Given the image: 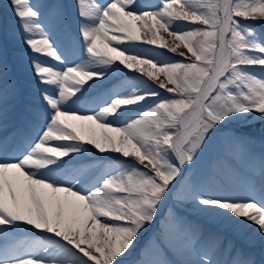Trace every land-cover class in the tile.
<instances>
[{"label":"snow or ice","instance_id":"snow-or-ice-1","mask_svg":"<svg viewBox=\"0 0 264 264\" xmlns=\"http://www.w3.org/2000/svg\"><path fill=\"white\" fill-rule=\"evenodd\" d=\"M8 4L35 79L23 117L32 135L0 136V264H126L138 236L166 207L153 245L157 258L138 264H264L180 215L190 203L264 256V133L258 141L231 127L264 124V31L252 23L264 25V0H160L147 7L139 0H76L75 30L61 0L47 12L35 0ZM49 14L66 44L53 39ZM137 22L153 34L145 43L157 45L159 37L160 47L184 59L157 61L137 51ZM124 68L138 69L141 83H121L106 98L94 94ZM8 73L0 47V130L8 100L21 96ZM218 136L228 147L221 171L189 175ZM86 145L108 153L102 159L110 164L97 176L69 167L90 151ZM238 170L246 173L243 195L222 187L223 176ZM168 245L180 259L165 258ZM219 253L228 259L217 260Z\"/></svg>","mask_w":264,"mask_h":264},{"label":"rangeland","instance_id":"rangeland-1","mask_svg":"<svg viewBox=\"0 0 264 264\" xmlns=\"http://www.w3.org/2000/svg\"><path fill=\"white\" fill-rule=\"evenodd\" d=\"M2 2H7V0H0ZM160 3V0H139V4L141 7H147L149 5L155 6ZM11 10V9H10ZM1 21V20H0ZM149 23H151L149 21ZM177 24L181 25L182 27H188L191 28L194 25L189 24L188 22H183V21H177ZM254 26L260 30L264 31V25H261L258 21L257 22H252ZM1 27V26H0ZM137 27L140 28V35H141V40L140 41H133L131 42L132 44L137 46V51H140L144 53L146 56L149 57H154L157 61H167V62H172V61H180L183 60V57H180L176 53L169 52L168 49L162 48L159 46V43L161 42L159 37H156L158 39V44L157 45H149L145 43L144 41L153 38V34L151 31H149L148 28L143 26V22H137ZM11 33L15 34L16 32ZM160 36L163 37V41H166L169 46H173L174 42L171 36H169L166 32L163 30L160 31ZM15 42L18 43V46L20 47L19 50L11 47L9 50H4V55L5 58L7 59L8 56L11 57H19L21 60H24V57H28L29 55V50L27 46L20 40V39H15ZM0 47H3L0 45ZM178 51H186L185 49L181 48ZM9 52V53H8ZM190 55V54H189ZM118 63V62H117ZM9 66V73L12 71V66ZM123 67V66H121ZM147 68V66H145ZM28 69H31L29 66L27 67ZM29 76H33L32 72L28 73ZM140 76V73L137 70H132V69H127L124 68L122 72H117L114 73L111 77L107 78L104 80V82L100 85H98L93 91L94 94H104L105 98L109 92V90H116L117 87L121 84H140V80L137 79V77ZM145 80H147V77H144ZM161 79H164L163 76H161ZM26 84H30V82L24 80ZM33 81V80H32ZM148 84L150 85H155V81L148 80ZM142 87L144 85H141ZM102 87V88H101ZM163 96H170L172 94L166 93L165 90L160 89L159 90ZM29 101H31L30 96H26ZM11 100V99H9ZM8 100V101H9ZM12 103L8 105V118L6 121V126L3 130H0V136H12L15 134L18 139H23L25 137H29L32 135V131L28 128L25 120L23 117L21 119H14L15 117V110L12 108ZM154 103V99L150 98L147 103L145 104V107L148 105H151ZM25 106L27 103L23 104ZM135 107V106H132ZM22 109L18 108L17 111H21ZM136 113H130V115H135ZM114 126H119V125H114ZM241 127L238 129L237 127ZM233 130H241V131H248L253 133L256 137L257 140L259 141L261 139L262 133H264V124H261L259 121H251L249 122L248 126L245 127L243 124L237 123L233 124L231 126ZM18 133V135H17ZM90 151L87 152L86 155L80 156L79 159L75 162V164L70 165L69 167L72 168H79L84 171L85 176H97L99 175L100 171L102 170V165L104 167H107L110 162L105 161L102 158L107 156L108 153H99L97 149L93 145H86ZM260 146L259 144L257 145V150H259ZM11 155V152L9 153ZM113 156L119 157L120 154L117 153H112ZM226 155H228V147L226 143L221 139V137H216L210 144L209 146L204 150L202 155L200 156L199 161L197 162V165L195 169H193L191 172H189V175H194L197 179H206L210 176V171L214 168H212L215 163L223 162L225 160ZM67 159V158H64ZM128 159V158H127ZM231 181L234 185H237L240 189L243 190V192H236L233 193L231 190L226 186L222 185V187L230 193L236 194V195H243L245 193V186L242 185V182L239 180L238 176H231ZM172 202L170 201L171 206ZM189 206H192L190 203H186ZM191 210L182 208L180 211V215L185 221V224L189 223V219L187 216ZM168 215V208L166 207L164 209V212L157 217V223L155 226H153V223L147 227V230L151 231L149 234L145 237L144 241L142 242L141 246L139 247V251L136 252V247L138 243L136 244L135 250L132 252V255L127 258L126 264H138L139 261L141 260H152L157 258L156 253L153 250V245L156 242L157 237H160L161 234V226L164 223V217ZM187 218V220L185 219ZM189 220V221H188ZM23 223V222H19ZM191 223V222H190ZM211 223V224H210ZM211 226L209 229H203L207 230L209 232L206 233H212L218 237H222L225 242L227 241H232L236 245L237 248H242L247 252L252 253L257 261H264V256L261 255V251L257 246H251L249 240L246 237L241 236L240 234L236 233L235 231L214 223L210 220L205 222V225ZM192 225V224H191ZM203 226V224H201ZM25 228H28V225H24ZM31 226H29L30 228ZM146 230V231H147ZM143 231V233L138 236V242L141 240L142 235L146 232ZM173 239V244H175L177 247L183 243V236H175L172 238ZM165 252H166V257L169 260H178L180 259V256L178 255L176 251V247H173L171 245L165 246ZM217 260H227L228 256L223 253H219L216 256Z\"/></svg>","mask_w":264,"mask_h":264},{"label":"trees","instance_id":"trees-1","mask_svg":"<svg viewBox=\"0 0 264 264\" xmlns=\"http://www.w3.org/2000/svg\"><path fill=\"white\" fill-rule=\"evenodd\" d=\"M39 5L43 7V10L47 12V5L52 3L53 0H35ZM61 3L65 5V11L67 13V18L69 21V24L73 30H75V22H76V13H77V7H76V0H61ZM0 19L3 21V23L0 25V45H2V49L9 50L11 47L19 50L20 47L18 46V43L15 42V39H20L22 41L21 33L19 31V24L18 21H16L15 16L12 14L8 0L7 2L0 1ZM46 22L49 24V27L52 32L53 39L62 42L67 43V37L65 34V31L63 28L58 26L53 17L49 14L47 15ZM16 32L15 34L11 33ZM23 42V41H22ZM10 52V50H9ZM8 52V53H9ZM29 52V51H28ZM7 64L12 66V71L8 75L9 80H15L18 86L21 89V96L20 98L13 102L16 104L15 110H17L20 107H23V103L28 101V98L26 96H29L28 94V84L25 83L26 81H32L35 79V77L29 76L28 73H30L31 69H28V57H24V60H21L19 57H11L8 56ZM51 63V61H49ZM240 129L241 127H237ZM227 156V155H226ZM223 162L215 163V165L212 167L210 171V176L213 175L216 172L221 171V164ZM242 167V166H241ZM241 178L246 179V173L245 171L238 170L235 174H227L223 176V184L227 187H234L235 185L231 181V176H239Z\"/></svg>","mask_w":264,"mask_h":264},{"label":"water","instance_id":"water-1","mask_svg":"<svg viewBox=\"0 0 264 264\" xmlns=\"http://www.w3.org/2000/svg\"><path fill=\"white\" fill-rule=\"evenodd\" d=\"M155 222H156V221H154L153 224H154ZM150 231H151V229L148 230L142 238H145V237L149 234ZM140 245H141V242L139 243L138 247H139Z\"/></svg>","mask_w":264,"mask_h":264},{"label":"bare ground","instance_id":"bare-ground-1","mask_svg":"<svg viewBox=\"0 0 264 264\" xmlns=\"http://www.w3.org/2000/svg\"><path fill=\"white\" fill-rule=\"evenodd\" d=\"M28 228H29V226H28Z\"/></svg>","mask_w":264,"mask_h":264}]
</instances>
